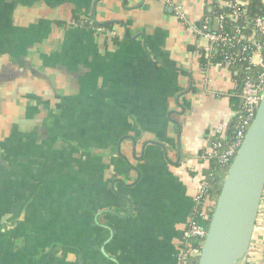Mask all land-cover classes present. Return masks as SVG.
Segmentation results:
<instances>
[{
    "label": "crops",
    "instance_id": "0c3cea01",
    "mask_svg": "<svg viewBox=\"0 0 264 264\" xmlns=\"http://www.w3.org/2000/svg\"><path fill=\"white\" fill-rule=\"evenodd\" d=\"M178 5L205 16V0H0V264H178L238 89L202 67ZM262 201L242 264H264Z\"/></svg>",
    "mask_w": 264,
    "mask_h": 264
},
{
    "label": "water",
    "instance_id": "95a60500",
    "mask_svg": "<svg viewBox=\"0 0 264 264\" xmlns=\"http://www.w3.org/2000/svg\"><path fill=\"white\" fill-rule=\"evenodd\" d=\"M218 20L214 19L216 30ZM264 194V94L228 167L210 217L198 264H242L254 236ZM119 264L118 261L111 257Z\"/></svg>",
    "mask_w": 264,
    "mask_h": 264
},
{
    "label": "built area",
    "instance_id": "2783aa9c",
    "mask_svg": "<svg viewBox=\"0 0 264 264\" xmlns=\"http://www.w3.org/2000/svg\"><path fill=\"white\" fill-rule=\"evenodd\" d=\"M222 7L230 9L229 15L234 20L241 17L239 6L243 5L246 0H218ZM176 14L185 24H187L192 31L198 37H204L207 40V45L204 47V51L207 53L209 58L213 57L214 50L217 49L222 43L233 42L234 36H230L229 33H224L225 13H221L216 16L218 24L216 27L217 32L211 30L210 18L204 16L197 23L191 22L184 12L181 6H176ZM228 15V16H229ZM215 30V31H216ZM236 33H240V28H236ZM239 35V34H238ZM264 17L257 16L253 20V30L248 38H245L249 42V46L245 44L243 46L244 51L250 52L249 63L253 66V70L244 80L241 90L238 96L241 98V103L238 109L234 113L233 125L236 129V136L230 146L222 151V143L220 141L215 142L210 148H207L201 157L205 162H209L212 158H218L222 163L231 164L235 157L246 132L251 125L256 111L260 105L261 99L264 94ZM234 61V57H227L226 67ZM197 193L195 196V202L193 207L192 217L184 230V239L180 242L177 248V261L178 264H198V255L200 253L202 244L205 240L210 217V214L203 211L198 214V204L203 201V195L209 188V181L206 175H201L198 180ZM210 203V202H209ZM215 205V204H214ZM263 201L261 203L260 210L262 208ZM191 238L199 242L200 247H192Z\"/></svg>",
    "mask_w": 264,
    "mask_h": 264
},
{
    "label": "trees",
    "instance_id": "16d2710c",
    "mask_svg": "<svg viewBox=\"0 0 264 264\" xmlns=\"http://www.w3.org/2000/svg\"><path fill=\"white\" fill-rule=\"evenodd\" d=\"M205 6V16L210 18L211 30L218 33V31H215L214 29V19L217 15L225 13L226 16L223 23L224 28L222 30L224 33H229L230 36H234V40L233 42L222 43L220 46H218L217 49L214 50L212 58H209L203 49H199L201 65L203 68L211 64L225 66L227 57H234V61L228 66V68L231 70L233 77L238 83V89L235 96L232 98L233 108L236 110L239 108L241 103V98L238 96L241 86L244 80L253 70V66H251L249 63L250 52L243 50V46L245 44L249 46L247 43L249 41L245 38H248L252 33L253 20L257 16L264 17V0H246L243 5L239 6L241 17L237 20H234L232 17H230V9L227 7H222L218 0H205ZM96 27L101 31L111 30L113 29V23H105L103 26L97 25ZM236 28H240V33L235 32ZM261 39L264 40V37ZM235 136L236 129L234 125H232L230 126L224 138L219 140L222 143V151L226 150L230 146V144L234 141ZM228 167V164L222 163L218 158H212L208 162V165L199 174L200 176L206 175V177H208L209 188L203 195V201L198 204V214H201L203 211H206V213L210 214L219 196ZM190 240L192 241V247H200V244L197 242V240H194V238H191Z\"/></svg>",
    "mask_w": 264,
    "mask_h": 264
}]
</instances>
